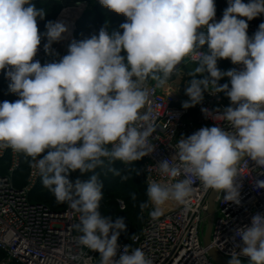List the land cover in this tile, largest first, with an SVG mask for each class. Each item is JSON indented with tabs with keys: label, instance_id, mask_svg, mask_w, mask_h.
<instances>
[{
	"label": "clouds",
	"instance_id": "clouds-1",
	"mask_svg": "<svg viewBox=\"0 0 264 264\" xmlns=\"http://www.w3.org/2000/svg\"><path fill=\"white\" fill-rule=\"evenodd\" d=\"M99 3L127 18L120 25L122 33L109 34L102 27L98 35L73 40L59 62L42 66L34 61L42 37L47 41L44 51L51 54L52 44L68 32L67 24L47 21L41 34L37 20L45 18V9L31 0H0V70H6L9 91L19 97L0 103V149L32 158L57 203L80 213L78 243L99 253L98 264H153L141 248L128 245L117 259L118 237L126 224L122 217L113 221L99 211L103 182L95 170L107 160L108 171L120 175L112 166L116 161L127 166L154 151L148 140L156 129L151 111L141 112L149 101L142 85L150 78L163 86L191 57L198 66L188 73L189 99L182 107L201 104L205 92L224 93L229 106L202 108V113L231 130L217 122L181 137L175 154L157 163L161 175L174 182L149 181L148 200L139 207L143 211L150 202L149 215L157 219L168 201L186 204L197 181L205 191L223 193L226 203L240 205L239 178L245 176L240 162L247 158L264 175V22L252 37L247 32L248 21L264 14V0H229L218 22L214 0ZM205 45L207 50L201 51ZM221 59L243 68L221 71ZM224 77L230 78V86L219 83ZM77 170L93 174L73 182L69 176ZM254 187L264 189V180L256 179ZM237 237L241 243L228 264H242L241 256L249 258L248 264H264V214L256 213L250 226L236 228L233 239Z\"/></svg>",
	"mask_w": 264,
	"mask_h": 264
},
{
	"label": "built area",
	"instance_id": "built-area-1",
	"mask_svg": "<svg viewBox=\"0 0 264 264\" xmlns=\"http://www.w3.org/2000/svg\"><path fill=\"white\" fill-rule=\"evenodd\" d=\"M39 1L48 0H31V3ZM88 7V0H61L56 20L67 23L70 18L72 28L64 34L63 40L52 46L51 54L44 51L46 42L41 40L34 61L38 60L42 65L47 58L60 60L67 55L69 44L76 40L77 22L88 11ZM222 16L223 14L216 13L215 21H220ZM248 24L247 32L252 37L258 30L259 23L251 20ZM206 50L207 45L201 49ZM188 62L198 64L191 57H185L178 65V70ZM218 65H226L227 70L243 68L242 65H234L229 59L218 60ZM5 71L1 70V76L9 83L11 81L6 78ZM177 71L173 72L169 83L167 81L163 86L157 87L156 81L150 80L142 85L149 94V101L141 112L151 111L156 129L148 140L154 151L139 160L146 188L148 182L153 180L174 182L161 175L157 163L170 159L175 154L181 137L186 138L202 127L217 126V122L226 131L231 130L226 122H216L202 113V108L213 111L229 106L230 100L224 93L211 95L205 92L201 104L188 109L182 107V102L189 97L182 95L172 85L173 75ZM219 83H229L230 86V78L224 77ZM211 91L213 89L210 87L209 92ZM22 163L21 152L11 148L0 149V264H98L99 253L82 248L78 243L77 238L82 234L77 230L80 223L79 212L71 209L67 203L56 209L31 198L41 179L38 169L33 167L34 161L30 165L26 183L23 186L16 185L14 174ZM239 168L245 175L239 178L242 184L241 203H226L223 193L218 194L208 247L203 238L211 190L205 191L197 181L186 204L178 205L174 201H168L159 218L152 219L148 215L137 234L130 239H118L117 259L124 246L128 245L133 249L141 248L153 264H219L210 256L209 248H213L223 259L229 260L234 246L241 243L238 237L233 239L235 229L250 226L251 218L256 213L264 214V189L254 187V181L264 180V175H260V170L247 158L239 164ZM235 250L238 252L239 248ZM240 259L242 264H248V257L241 256Z\"/></svg>",
	"mask_w": 264,
	"mask_h": 264
},
{
	"label": "rangeland",
	"instance_id": "rangeland-1",
	"mask_svg": "<svg viewBox=\"0 0 264 264\" xmlns=\"http://www.w3.org/2000/svg\"><path fill=\"white\" fill-rule=\"evenodd\" d=\"M88 2H89V7L86 15L87 17H84L83 20H81V22L77 26L78 30L75 36V39L77 41L85 38H90L91 35L93 34L98 35L99 33V30H96L95 28L89 26L92 23L90 21L91 18H93V16L97 14L96 5L100 4L99 0H88ZM243 2L248 3L249 0H243ZM215 5H216V13H223L224 10L226 9V8L224 9V7L222 6V2L220 1L215 2ZM39 8H43L46 10V16L43 20L38 18L37 24H40L38 25V29L45 30L46 32L45 24L47 23V21H56L57 19V15L61 9V0H48L47 3L43 4ZM104 14L105 13H103L102 15L104 16ZM106 18L108 20L111 19L108 15L106 16ZM252 21L259 24L264 22V14H261L260 16L254 18ZM121 24L122 21L120 25ZM120 25L119 24L116 25V28L119 29ZM107 31L109 32V34H111L114 31H119L122 33V30H107ZM41 40H46V38L42 37ZM121 55L126 57V52H122ZM52 62H57V61L46 59L44 65ZM197 66L198 64L188 62L185 65L181 66L180 69L177 71V73L173 75L175 80L173 81L175 82L177 89L180 90L181 93H184V95H185V87L189 79L188 73L190 70L194 69ZM218 68L222 71H227V66L225 65H218ZM10 83L11 82L7 83L5 80H3L0 71V103L4 101L14 102L17 99H19L17 94L9 91ZM24 156H25V163L21 170V175H19L20 173L14 174L15 180H18L21 177H22L21 179L25 180L28 177V170L33 161L32 158L27 157L25 154ZM112 166L120 170V175H114L112 172L108 171L109 165L107 163V160L105 161V167L103 168L98 167L95 170V172L99 174V179L102 180L103 182L102 192L104 196L100 202L99 211L101 212L102 215L110 216L113 219V221L118 217L124 218L126 224V231L121 232L118 238L128 239L133 237L135 234L139 232L146 218L151 212L152 205L149 202V207L147 209H144L143 211H141L139 207V205L142 202H146L148 200V197H147V190L145 189L144 186L145 185L144 177L138 166H135L134 164L125 166L122 162H120V164H117L116 166L115 165ZM92 174L93 173L91 172L86 174H81L79 170H77L75 172H72L69 178L73 182L76 179L86 181L89 179V177ZM132 175H135L134 178L135 180H133L134 182L133 184L132 181L130 180L132 178ZM123 177H127V178L124 179ZM133 193L136 195L135 199L130 197V195ZM33 196L35 199L44 200L56 206L61 207L65 205V203H57L52 193L44 186L41 189L38 190L35 189L33 191ZM134 205H135V209L133 208Z\"/></svg>",
	"mask_w": 264,
	"mask_h": 264
},
{
	"label": "trees",
	"instance_id": "trees-1",
	"mask_svg": "<svg viewBox=\"0 0 264 264\" xmlns=\"http://www.w3.org/2000/svg\"><path fill=\"white\" fill-rule=\"evenodd\" d=\"M222 2V6L224 7V9L225 8H227L228 7V3H229V0H214V2ZM45 3H47V2H45ZM96 12H97V14H95V16H93V18H91V24L89 25L90 27H93V28H95L96 30H100L102 27H105L107 30H122L121 28H116V25H120V23H121V21H122V23H124V22H126V17L125 16H123L122 14H117V13H115V12H113V11H110V10H107V9H105L104 7H102L100 4H97L96 5ZM57 13V12H56ZM103 13H105L104 14V16L102 15ZM219 14H223V13H219ZM87 15V12H85L84 14H83V16L78 20V22H77V26H78V24L81 22V20H83V18L84 17H87L86 16ZM109 16L110 18V20H108L107 18H106V16ZM50 18H51V16H50ZM42 23V22H41ZM37 25H40V24H37ZM77 30H78V27H77ZM39 32L41 33V34H43V33H45V30H39ZM76 34H77V31H76V33H75V36H76ZM42 41H44V42H47L46 40H42ZM55 44H53L52 46H54ZM55 60V61H59L57 58H48L47 60ZM46 61V60H45ZM45 61L43 62V64L42 65H44V63H45ZM226 66V65H225ZM1 71V70H0ZM199 78V77H198ZM189 79H190V77H189ZM189 79H188V81H189ZM148 80H150V81H152V79H148ZM188 83V82H187ZM22 157H23V163H22V166H21V168L15 173V174H18V173H20L19 175H21V170H22V168H23V165H24V163H25V156H24V154L22 153ZM117 164H120V161H116L115 163H114V165L116 166ZM135 166H138L139 168H140V170H141V172H142V174H143V171H142V168H141V161H139V162H137V163H135L134 164ZM30 168V167H29ZM28 172H29V170H28ZM143 177H144V174H143ZM22 178V177H21ZM21 178H19L18 180H15L14 179V181H15V183H16V185H18V186H23L24 184H25V181H26V179L24 180V179H21ZM135 178V175H132V178L130 179L131 181H132V184L134 183L133 182V180H135L134 179ZM42 182V178L40 179V181H39V184L36 186V190H38V189H41L42 187H43V184L41 183ZM145 186V185H144ZM34 189V190H35ZM145 189L147 190V188H146V186H145ZM136 196V195H135ZM130 197L132 198V194L130 195ZM31 198L33 199V200H35V201H41V202H44V203H47V204H49L50 206H52L53 208H56V209H59V208H62V207H64V206H56V205H54V204H52V203H49V202H47V201H44V200H38V199H35L34 198V196H33V192H32V194H31ZM133 207V206H132ZM134 209H135V205H134V207H133ZM132 238V237H131ZM119 239V238H118ZM128 239H130V238H128ZM119 240H126V239H119Z\"/></svg>",
	"mask_w": 264,
	"mask_h": 264
},
{
	"label": "water",
	"instance_id": "water-1",
	"mask_svg": "<svg viewBox=\"0 0 264 264\" xmlns=\"http://www.w3.org/2000/svg\"><path fill=\"white\" fill-rule=\"evenodd\" d=\"M218 194L219 193L211 190L208 196V203H207V210H206V228H205V233H204V238H203L204 244L207 247L210 244L211 230H212L214 216H215L216 200H217ZM209 254L219 264H228V260H225L222 257H220L213 248H209Z\"/></svg>",
	"mask_w": 264,
	"mask_h": 264
},
{
	"label": "crops",
	"instance_id": "crops-1",
	"mask_svg": "<svg viewBox=\"0 0 264 264\" xmlns=\"http://www.w3.org/2000/svg\"><path fill=\"white\" fill-rule=\"evenodd\" d=\"M45 2H47V1H39V2H36V3H32V4H34L36 8L40 9L39 7L42 6L43 4H45ZM55 44H56V43H55ZM47 59H48V58H47ZM173 80H174V78H173ZM173 80H172V85H174V88L177 89V87H176V85H175V82H174L175 80H174V81H173ZM153 81H154V80H153ZM170 83H171V82H170ZM164 85H165V84H164ZM177 91H179V92L181 93L180 90L177 89ZM181 94L184 95V93H181Z\"/></svg>",
	"mask_w": 264,
	"mask_h": 264
},
{
	"label": "bare ground",
	"instance_id": "bare-ground-1",
	"mask_svg": "<svg viewBox=\"0 0 264 264\" xmlns=\"http://www.w3.org/2000/svg\"><path fill=\"white\" fill-rule=\"evenodd\" d=\"M68 21H67V25H68V30H71V28H72V23H71V19L70 18H68L67 19Z\"/></svg>",
	"mask_w": 264,
	"mask_h": 264
}]
</instances>
